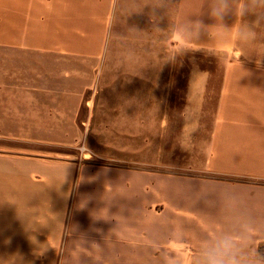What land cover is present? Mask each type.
Listing matches in <instances>:
<instances>
[{
  "label": "crops",
  "instance_id": "0c3cea01",
  "mask_svg": "<svg viewBox=\"0 0 264 264\" xmlns=\"http://www.w3.org/2000/svg\"><path fill=\"white\" fill-rule=\"evenodd\" d=\"M241 2L233 0L222 22L212 14L215 0L137 2L170 14L169 43L227 62L214 120H184L182 130L186 138L206 134L205 169L224 177L161 180L159 172L50 157L25 133L0 136L11 142L0 145V264H160L161 251L168 264H199L206 244L245 230L255 233L259 254L264 17L255 40L240 35L258 19L236 15ZM112 12V0H0V120H77L88 88L57 83L63 58L97 60ZM208 81L207 70L187 73L191 118L201 113ZM49 109L62 112L49 117Z\"/></svg>",
  "mask_w": 264,
  "mask_h": 264
},
{
  "label": "rangeland",
  "instance_id": "374dc122",
  "mask_svg": "<svg viewBox=\"0 0 264 264\" xmlns=\"http://www.w3.org/2000/svg\"><path fill=\"white\" fill-rule=\"evenodd\" d=\"M112 2L104 53L97 60L63 58V76L57 83L88 88L77 120H0V136L25 133L33 148L50 157L159 172L161 180L167 175L224 177L205 169L200 145H205L206 134L192 139L182 130L184 120H214L227 62L169 43V13L139 6L138 0ZM151 37L160 43H140ZM190 69L209 73L203 108L192 118L185 92ZM50 83L55 82L49 78ZM48 112L51 117L62 110ZM10 143L0 140L1 146ZM168 255L161 251L160 264H168ZM259 256H264V244Z\"/></svg>",
  "mask_w": 264,
  "mask_h": 264
},
{
  "label": "clouds",
  "instance_id": "9594fccd",
  "mask_svg": "<svg viewBox=\"0 0 264 264\" xmlns=\"http://www.w3.org/2000/svg\"><path fill=\"white\" fill-rule=\"evenodd\" d=\"M232 7L233 0H215L212 14L222 22ZM235 12L239 17L257 16V21L244 24L239 29L240 35L245 36L248 40H255V28L259 26L258 20L260 17H264V0H242L240 5L235 8ZM243 54L241 51L240 55ZM254 236L255 233L248 230L239 234L225 233L221 235L201 249L199 264H264V256H259L254 250Z\"/></svg>",
  "mask_w": 264,
  "mask_h": 264
}]
</instances>
